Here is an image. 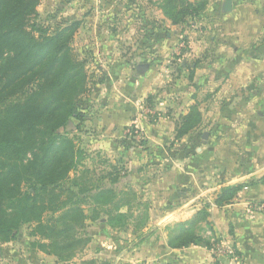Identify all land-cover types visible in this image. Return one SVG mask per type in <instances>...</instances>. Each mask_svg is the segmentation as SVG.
Segmentation results:
<instances>
[{
    "label": "crops",
    "instance_id": "0c3cea01",
    "mask_svg": "<svg viewBox=\"0 0 264 264\" xmlns=\"http://www.w3.org/2000/svg\"><path fill=\"white\" fill-rule=\"evenodd\" d=\"M105 1L85 0L86 5H90L89 15L84 18L89 27L92 28L96 15L104 19L99 36L91 37L93 42L87 47L95 45L108 55L105 60L115 64L140 63L143 57L135 54L124 57L116 51L128 30L119 28L111 32L107 28ZM190 1L206 2L197 18L182 26H173L167 21L170 30L167 50L173 48L174 52L180 39L182 45L179 47L185 50L178 60L167 57V137L165 132H157L151 143L167 140L169 145L175 138L180 117L193 106H198L202 113L199 129L203 132L182 138L177 145L180 150L168 148L166 171L143 187L144 195H152V209L166 210L160 220H149V227L156 226L153 234L149 227L133 234L113 230L106 220L101 221L104 225L102 236L110 242L105 252L108 256L114 254L101 261L111 264H214L212 249L204 246L172 249L168 244L170 226L190 220L211 203L209 226H203L207 229L206 235L211 233L219 242L232 243L239 256L238 262L227 259L225 263L264 264V217L257 213L252 215L247 209L250 203L264 201V185L255 184L264 175V0H233L228 13L224 11L225 0ZM101 3L102 9L99 7L100 10L94 12ZM158 12L161 18L162 13ZM92 31L93 28L90 33ZM170 60L179 62L182 67V74L179 80L174 78L173 85L174 70ZM147 65L149 72L145 77L150 79L154 68L150 63ZM120 72L118 80H122L124 86L117 98L121 105L109 112L132 113L134 119V99L142 92L148 95L150 84L144 85L140 76L131 77L130 68ZM140 85L146 89H140ZM238 185L246 186L233 202L222 208L214 205V198L221 190ZM166 224L167 234L164 232Z\"/></svg>",
    "mask_w": 264,
    "mask_h": 264
},
{
    "label": "trees",
    "instance_id": "16d2710c",
    "mask_svg": "<svg viewBox=\"0 0 264 264\" xmlns=\"http://www.w3.org/2000/svg\"><path fill=\"white\" fill-rule=\"evenodd\" d=\"M158 1L173 26L188 24L206 6L205 1ZM39 5L40 0H0V245L16 241L20 228L34 223L31 235L49 241L39 243V248L66 262L85 243L77 235L85 231L86 220L98 219L101 212L112 229L127 228L128 218L142 209V203L133 206L139 199L133 190L118 192L112 185L119 182L111 180V174L112 185L71 178L82 161L66 136L67 127L71 119L83 124L88 108L82 105L88 93L87 62L72 48L81 24L72 22L51 32L39 22ZM202 121L199 107H191L180 117L172 143L198 130ZM255 184L264 185V175ZM245 186L221 190L214 205H229ZM88 199L96 205L92 217L81 206ZM210 207L206 204L190 220L169 228V247L212 249L219 240L202 230L203 224L209 226ZM148 219L146 214L134 220L136 234Z\"/></svg>",
    "mask_w": 264,
    "mask_h": 264
},
{
    "label": "rangeland",
    "instance_id": "374dc122",
    "mask_svg": "<svg viewBox=\"0 0 264 264\" xmlns=\"http://www.w3.org/2000/svg\"><path fill=\"white\" fill-rule=\"evenodd\" d=\"M105 2L106 9H108L107 18H105L107 28L111 32H117L119 28L123 31L128 30V34L125 35L127 37L123 38V43L116 51L124 57L131 54L138 55V58L143 57V60L139 61V65H147L148 63L153 65L154 69L151 70L153 73L150 79L145 77L149 70L143 75L137 73V63H130L129 65L127 62L115 64L111 60H105L104 57L108 55L97 49L98 47H95V45L87 47V44L91 45L93 42H91V37L96 38V35L99 36L104 19L100 15H96V19L91 18L93 20V31L90 33L92 28L89 27L88 21L84 19L87 14L89 15L90 5H86L85 0H69V2L65 0L64 3L62 1L58 3L54 0H40L38 7L39 22L50 28L51 32L59 26L72 22H80L81 24L74 36L72 48L80 60L87 62L88 93L82 97V105L86 103L88 108L85 111L84 106H82L87 114V119L83 124L76 119H71L67 127L66 136L74 142L76 149L81 152L79 160L82 161L79 169L72 172L70 176L71 178L76 176V178H81L85 182L84 177H87L91 182L107 185H112L111 180L117 179L119 183L112 186L118 192H125L128 189L136 192L139 199L133 203V206H137L141 202L142 209L136 211L133 218H128L130 225L127 228L113 229L122 230L126 233L130 231V233L136 234L135 226L137 222L134 220L148 214V223L145 228H142L143 232L148 229L149 220H160L161 215L163 217L166 213L164 209H152V205H154L152 195H144L142 190L148 181H153L160 172L166 171L167 149L180 150L177 146L178 142L174 144L172 141L169 145H167V140L160 144L151 142L157 132H165L164 136L167 137V90H169L167 88V57L178 60L185 49L183 46L182 48L179 47L182 45V39H180L174 52H172L173 48L167 50V34L170 31L167 27V21L170 23L171 21L164 15L158 0H106ZM99 7L102 9V3L95 8L93 7L94 12L99 11ZM158 11L162 13L161 18ZM146 15H149L148 18L145 17ZM82 26H84L83 29H81ZM147 29L148 31H146ZM85 41L86 43H84ZM171 67L174 70L171 80V85H173L175 79L179 80L182 67L179 62L175 61L174 63L171 62ZM125 68L131 69V77L140 76L139 78L144 85L148 86L147 82L150 84L148 95L142 92L134 99V119H132V113L109 112V109L121 105L117 96L121 94V86L124 85L122 80H118V77L121 76L120 71ZM188 74L189 72L187 76ZM140 89H146V87L140 85ZM133 120L135 123H133ZM201 130H205V128ZM202 132L198 129L191 132L190 136H196ZM192 147L195 146L192 145ZM192 151L194 152L190 148V152ZM159 165H162V167L159 168ZM83 172L84 174H82ZM86 173H88V176ZM110 174L113 175L112 178ZM78 200L79 197L75 198L74 202ZM207 204L212 207L211 203ZM81 206L85 214L91 217L94 215L92 208L96 205L92 200L88 199V204H82ZM125 210L122 214L126 213ZM250 214L253 215V211ZM102 220H108V217L100 212L98 219L85 221V231L80 229L77 235L85 243L78 246L75 257L66 262L59 261L57 257L42 251L38 244H48L49 241L40 236L33 237L31 235L35 227L34 223L25 224L20 228L16 241L0 245V263L85 264V262L94 260L97 264H101V262L111 264L109 261L100 260L101 258L114 257V254L108 256L109 254L105 252L110 242L102 236V227L104 226L101 224ZM163 220H167V218H163ZM203 226L204 224L202 230L205 234L201 232V229L199 232L208 238L212 237L211 233L206 235L207 229ZM155 227H149V232L153 234ZM172 227L174 225L169 228ZM164 232L167 234V224L164 226ZM123 236L128 238L126 234Z\"/></svg>",
    "mask_w": 264,
    "mask_h": 264
},
{
    "label": "built area",
    "instance_id": "2783aa9c",
    "mask_svg": "<svg viewBox=\"0 0 264 264\" xmlns=\"http://www.w3.org/2000/svg\"><path fill=\"white\" fill-rule=\"evenodd\" d=\"M247 209L253 213H259L264 216V201L250 203ZM214 264H226L225 260L231 259L235 262L239 261V256L235 246L230 242H218L212 247Z\"/></svg>",
    "mask_w": 264,
    "mask_h": 264
},
{
    "label": "water",
    "instance_id": "95a60500",
    "mask_svg": "<svg viewBox=\"0 0 264 264\" xmlns=\"http://www.w3.org/2000/svg\"><path fill=\"white\" fill-rule=\"evenodd\" d=\"M233 7V0H225L224 11L231 12ZM149 69V65L141 64L137 66V73L143 75Z\"/></svg>",
    "mask_w": 264,
    "mask_h": 264
}]
</instances>
